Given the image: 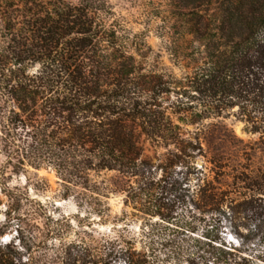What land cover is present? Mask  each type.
I'll list each match as a JSON object with an SVG mask.
<instances>
[{
	"label": "trees",
	"instance_id": "16d2710c",
	"mask_svg": "<svg viewBox=\"0 0 264 264\" xmlns=\"http://www.w3.org/2000/svg\"><path fill=\"white\" fill-rule=\"evenodd\" d=\"M151 12L161 18L159 34L179 76L160 53L151 57L144 34L133 33L110 0H0V150L16 173L29 166L54 171L63 195L99 220L117 191L109 172L122 178L127 205L146 216L161 212L142 138L173 146L179 159L205 157L215 178L203 174L199 194L214 204L228 196L214 184L220 177H233L235 189L264 188V170L221 152L217 125L206 123L234 115L264 143V0H161ZM184 125L196 126L194 137ZM250 150L254 145L244 144L238 153L251 161ZM5 177L0 171V193L14 200ZM179 201L162 205L170 209L162 219L175 220ZM169 229L168 243L185 234ZM99 235L84 231L54 259L156 263L138 250L127 225ZM218 240L205 243L207 264L239 263L236 248ZM0 264H23L22 257L0 242Z\"/></svg>",
	"mask_w": 264,
	"mask_h": 264
},
{
	"label": "rangeland",
	"instance_id": "374dc122",
	"mask_svg": "<svg viewBox=\"0 0 264 264\" xmlns=\"http://www.w3.org/2000/svg\"><path fill=\"white\" fill-rule=\"evenodd\" d=\"M160 1L110 0L127 27L133 33L144 34L153 49L151 57L160 53L166 69L179 76L182 72L170 61L159 34L161 18L151 12ZM206 123L217 125L213 138L221 152L233 155L235 162L250 164L255 171L264 170V143L260 142L259 134L246 131L243 121L234 115H225ZM183 128L190 131V136H195V125ZM142 141L146 157L151 160L147 176L152 181L157 203L161 205L160 213L168 214L170 209L165 207L176 196L180 197L173 212L175 220L168 223L160 213L146 216L137 212L134 204L127 205L126 193L121 190L124 182L115 172L106 174L117 191L110 194V210L99 220V215L90 214L77 198L63 195L64 189L54 171L29 166L26 171L16 173L7 165V157L0 150V171L5 172L4 181L16 194L13 200L0 193V242L16 248L23 264H62L54 257L63 243L79 239L84 231H93L95 237L100 238L99 233H108L113 226L127 225L130 235L136 237L138 250L152 255L155 264H207L205 243L213 237L220 238L217 244L223 242L236 248L232 251L237 264H264V188L252 191L241 183V187L235 189L233 177H220V182L214 181V184L227 191L228 196L214 204L207 196L199 194L203 174L207 173L212 180L215 178V174L209 172L212 164L205 157L179 159L174 156L173 146H156L144 138ZM249 143L255 147L250 150L251 161L238 153ZM203 145L207 148L206 142ZM12 205L15 210H8ZM187 222V226L182 224ZM154 227L157 229L152 231ZM169 228H179L185 234L175 243H168ZM107 264H124V261ZM208 264H214L213 259Z\"/></svg>",
	"mask_w": 264,
	"mask_h": 264
}]
</instances>
